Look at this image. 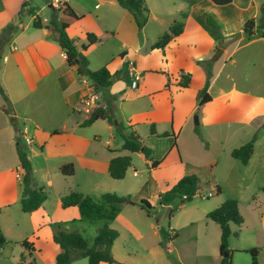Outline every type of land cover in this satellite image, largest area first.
<instances>
[{
  "label": "crops",
  "instance_id": "1",
  "mask_svg": "<svg viewBox=\"0 0 264 264\" xmlns=\"http://www.w3.org/2000/svg\"><path fill=\"white\" fill-rule=\"evenodd\" d=\"M64 4H69L81 17L67 31L80 52L88 43L87 35L110 36L103 44L93 45L84 53L91 70L107 67L114 77L112 86L106 92L95 91L92 82L79 76L67 63L66 54L57 42L52 25L53 22H59L60 9ZM263 5L264 0H234L224 7L215 5L211 0H145L149 21L140 37L133 16L117 0H0V84L11 102V114L8 115L2 110L5 102L0 94V215L4 216L0 223L3 224L6 219L9 228L17 234L23 232V238L34 245L37 256L42 252L41 237L47 234L53 245V254L42 258L46 264H56L61 249L53 240L52 225L61 223L67 231L77 232L72 223L84 220L87 197L77 207H62V197L75 192L73 187L57 195L55 206L50 205L49 195L39 210L33 213L22 211L23 169L17 147L25 143L23 133L32 140L37 150L34 152L27 148L32 154L29 157L34 177L38 175V165L33 160L45 155V163L38 166L44 171V182L57 177V183L69 185L74 177H65L60 172L68 164L75 166V176L81 172L87 178L97 173L110 176V163L117 156L132 157L133 167L128 173L136 169V157L144 158L151 171L161 169L170 155L177 152V142L180 145L182 135L189 129L199 110L197 125L203 128L202 133L206 128H215L222 134L223 127L232 131L241 124L256 131L264 124V95L256 89L264 83V30L257 29L249 35L244 32V28L253 20L257 26L260 24ZM185 14L183 34L172 41L163 54L155 45L174 23L183 20ZM37 17L42 21V29L34 27ZM209 17L219 25L221 37L216 38L212 34L208 25ZM152 21L163 23L161 33L154 40L147 36ZM239 33L242 34L241 39L214 61L222 38ZM116 41L121 47L114 53H107L109 45ZM150 42L151 47L148 48ZM96 50L100 55L105 54L100 59L93 57ZM130 59L136 62L142 74V82L136 90L131 87V80L126 74V64ZM199 60L213 61V79L209 88L212 101L201 108L199 93L205 87L207 72L198 64ZM241 69L244 84L239 80ZM180 71L192 75L189 88H181L175 80L169 85L164 74L170 73L177 78ZM91 91L100 96L93 106L83 103ZM99 107L107 110L114 123L100 120L89 127H82L84 121ZM12 120L17 126L13 125ZM115 122L117 125L119 122L124 124L128 129L126 134L136 133L142 138L145 145L154 151L153 161L147 160L142 152L123 150L124 141ZM259 138L257 135L248 167L256 154ZM192 143L196 145L194 140ZM102 146H105V150ZM195 148L201 155L207 156L208 150L198 149V146ZM179 152L183 155L182 162H176V174L170 183L164 184L165 191L159 192L158 203L162 193L171 190L183 177L200 176L198 171L188 168L190 152L186 143L182 147L180 145ZM156 161L160 165L153 169L152 164ZM134 176H138L136 170ZM36 178L35 188L48 193L47 187L40 185ZM127 178L128 175L118 182L124 183ZM213 179L212 185L216 192L215 187L221 188L222 183L215 179V175ZM52 184L50 182L48 187ZM105 194L108 193L103 196ZM123 194L127 193H119ZM140 203L118 205L123 210L122 207L128 205L140 208ZM115 205L110 204L109 207ZM151 205L156 209L154 204ZM221 205L217 203L214 210ZM122 216L120 214L119 218L124 221V226L134 229ZM262 218L264 223V215ZM28 219L32 222L30 227L25 225ZM2 231L6 235L5 229ZM169 231V240L165 242L172 246L176 237L171 232L177 237L179 234L171 227ZM23 238L18 243L26 242ZM114 248L115 245L113 255L117 262L127 264L125 259L115 255ZM219 255L218 264H221L220 249Z\"/></svg>",
  "mask_w": 264,
  "mask_h": 264
},
{
  "label": "rangeland",
  "instance_id": "2",
  "mask_svg": "<svg viewBox=\"0 0 264 264\" xmlns=\"http://www.w3.org/2000/svg\"><path fill=\"white\" fill-rule=\"evenodd\" d=\"M162 29V22L152 21L147 31L148 38L154 40ZM147 46L151 47V42ZM120 47L121 44L116 41L109 45L106 52L114 53ZM94 52L93 57L97 56L99 59L105 54L100 55L98 50ZM239 80L242 84L245 83L242 69L239 72ZM251 86H253L252 83ZM256 89L264 95V83ZM199 114L200 110L195 117L199 118ZM196 125L194 119L189 129L182 135L180 145L182 147L186 143L190 152L189 160L186 159L190 164L189 170L198 171L200 175L202 196L212 193V197L203 199L202 196H196L192 202L185 205L176 201L169 206L161 207L158 203L159 192L165 191L164 184L170 183L176 174L174 167L176 162H182L183 155L179 152V142H177V152L172 153L159 170L151 171L144 158L136 157L134 163L138 176H134L135 170L132 169L127 174L128 178L124 183H119L110 176L100 173L87 178L84 173L79 172L71 179L69 185L57 183V177H53V181H50L53 184L48 187L50 182H44L45 180L42 179L44 171L38 168L45 163V155H40L39 158L33 160L38 165L36 181L47 187L51 206H55L57 195L69 187H73L75 192L82 193L84 198L87 197L84 220L73 222V227L92 244L99 229L105 224H112L110 226L120 233V238L115 242L114 253L125 259L127 264H218L221 228L207 216L214 211L213 207L217 203L223 204L228 200L238 201L244 223L241 228L236 224H231L233 232L230 238V249L233 251L231 264H264L262 218L264 215V193L262 191L264 185V124L261 126L258 124L259 128L256 131L243 124L238 125L232 131L223 127L222 134L219 133V129L215 128H206L202 133L203 128ZM197 128L200 129L201 135H198ZM257 135L260 137L259 143L249 167L232 158L233 149H238L254 139L256 144ZM192 140L196 142V145L192 143ZM195 146L204 151L208 150L207 156L201 155ZM21 147L26 152L28 149L37 151L34 144L28 146L22 142ZM102 148L105 150V146ZM28 154L31 157L32 154L30 152ZM214 175L215 179L222 183L220 184L223 186H221L222 194L214 192L212 185ZM104 193L131 196V202L135 203L146 199L154 204L156 209H153L152 217H148L147 213L140 209L141 207L128 205L122 207L123 210L118 204H112L116 207H109L110 203L103 200ZM119 193L127 194L119 195ZM19 212L22 214L21 210ZM120 214L123 215L122 219H127L133 225L134 229L124 226V221L119 218ZM3 218L4 216L0 215V219ZM31 223L29 219L25 221L26 226L30 227ZM158 225H161L162 230ZM9 227L10 224L6 222V219L3 220V224L0 223V232L3 233L4 229L6 232V235L4 234L6 245L3 249L0 248V264H19L22 257H24L22 264H29L34 259L38 264H46L44 259L53 254V245L47 234L44 233L41 237L42 252L38 256L35 253L34 257H29L23 245L18 243L24 237L23 232L17 234ZM170 227L176 229L179 234L172 246L165 242L163 231L168 232ZM23 239L26 240V238ZM252 249L258 250L257 257L245 252ZM75 262H77L75 264H89L87 259H78Z\"/></svg>",
  "mask_w": 264,
  "mask_h": 264
},
{
  "label": "trees",
  "instance_id": "3",
  "mask_svg": "<svg viewBox=\"0 0 264 264\" xmlns=\"http://www.w3.org/2000/svg\"><path fill=\"white\" fill-rule=\"evenodd\" d=\"M121 7L131 13L135 23L139 29V35L142 37L143 30L149 21V11L145 7V0H117ZM217 6H228L233 3L234 0H211ZM28 5V4H25ZM261 20L258 26L256 22L250 21L246 24L244 32L252 35L257 29L264 30V5L261 8ZM186 14L182 16L183 20L174 23L171 28L162 36V38L155 45V48L161 50L164 54L166 47L179 36H181L185 30L184 20ZM81 20V17L74 11L69 4H64L60 9L59 22H53L52 25L56 31V39L65 52L68 65L73 68L77 74L81 77H85L92 82V86L95 91H108L114 82V77L111 75L107 67H103L98 71H93L89 67V60L84 53L93 45H101L106 42L110 36L103 35L98 37L93 34L87 35L88 43L83 47V52H80L75 45V42L69 37L67 31L73 25L77 24ZM208 25L211 27L212 34L219 38L220 27L216 21L209 17ZM34 27L36 29H42L43 24L39 17L34 21ZM198 64L202 66L207 72V81L203 90L199 93V107H203L212 101V97L209 94V88L213 79V61L212 60H199ZM169 81V85L173 80L176 84L183 89L189 88L192 82V75L187 74L184 71H180L177 78L170 73H164ZM0 94L4 100V106L2 110L10 115L11 114V102L6 94L5 90L0 84ZM100 120H108L110 123H114L109 116L107 110L103 108H96L88 119L84 121L82 127H89L95 122ZM14 126H17L15 120H12ZM152 126V133L155 131ZM119 135L124 141L123 150L130 153L142 152L147 160L153 161L154 151L145 145L142 138L136 133L126 134L128 130L122 122L117 125ZM198 135H201V131L197 128ZM255 139L243 145L242 147L232 151L231 156L233 159L240 161L243 165L247 166L254 154ZM18 156L23 169V193L21 200V208L24 213H33L39 210L45 202L48 200V193L43 189L35 188V177L33 166L29 157V154L23 150L19 145L17 147ZM160 165V162H153L152 168L156 169ZM133 167V159L131 156H117L115 157L109 166V175L115 181H122L126 178L128 171ZM61 174L65 177H74L76 170L73 164H68L60 169ZM201 190V180L197 175H190L183 177L171 190L160 196L161 206H169L172 203L179 201L181 205L192 202L198 192ZM217 194H222V190L219 186L215 187ZM264 193V188H263ZM84 195L79 192H73L65 195L61 199L62 207L64 209L77 207L84 201ZM103 199L110 204H125L131 202V197H122L115 194H105ZM139 206L144 210L149 217L153 215V207L147 200H143ZM208 219L218 224L221 228V245L220 253L222 257L221 264L232 263V253L230 249V238L233 234L231 224H236L240 228L244 221L240 214L239 202L235 200H228L220 207L215 209L208 215ZM54 236V242L60 247L61 252L56 258V264H73L78 259H87L89 264H122L117 262L113 255V247L115 242L119 238V232L114 230L110 224H105L99 229L97 236L94 238L92 244L79 232L67 231L63 224L55 223L52 225ZM164 231V236L169 240L168 232ZM177 238V234H175ZM6 245V238L2 232H0V248H4ZM23 247L28 253L29 257H34L36 249L30 242H24ZM251 253L254 257H257L258 250L253 249L245 251ZM228 254L227 257L224 254ZM24 257H22L19 264H22ZM29 264H38L34 259Z\"/></svg>",
  "mask_w": 264,
  "mask_h": 264
},
{
  "label": "built area",
  "instance_id": "4",
  "mask_svg": "<svg viewBox=\"0 0 264 264\" xmlns=\"http://www.w3.org/2000/svg\"><path fill=\"white\" fill-rule=\"evenodd\" d=\"M126 74L128 75V77L130 78L131 80V87L136 90V89H139V86L142 82V74L141 72L139 71L138 67H137V64L134 60L130 59L128 60L127 64H126ZM100 96L98 95V93H95L93 91H91L85 98H84V101L83 103L85 104H92L95 105L96 102H97V99L99 98ZM23 138L25 140V143L28 145V146H31L33 144L32 140H30L27 135L25 133H23ZM198 196H202V191L200 190L198 192ZM213 194L210 193L206 196H202L203 199H206L208 197H212ZM171 234L173 236H175L174 233L171 232Z\"/></svg>",
  "mask_w": 264,
  "mask_h": 264
},
{
  "label": "water",
  "instance_id": "5",
  "mask_svg": "<svg viewBox=\"0 0 264 264\" xmlns=\"http://www.w3.org/2000/svg\"><path fill=\"white\" fill-rule=\"evenodd\" d=\"M242 37V34H236L234 36H230V37H224L222 39V41L219 44V47L217 49V52L213 58L214 61H217L218 59L221 58V56L224 54L225 50H227L230 46H232L234 43H236L237 41H239ZM196 120V124H199V118L195 117ZM115 124L117 125V122H115ZM225 257L228 256V254H224Z\"/></svg>",
  "mask_w": 264,
  "mask_h": 264
}]
</instances>
